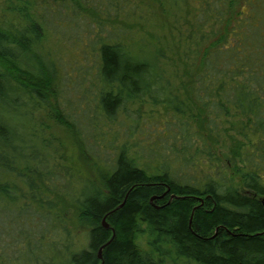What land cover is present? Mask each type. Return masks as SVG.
<instances>
[{"label":"trees","instance_id":"obj_1","mask_svg":"<svg viewBox=\"0 0 264 264\" xmlns=\"http://www.w3.org/2000/svg\"><path fill=\"white\" fill-rule=\"evenodd\" d=\"M146 1L174 18L189 2L0 0V228L9 211H53L47 194L57 192L76 208L88 244L48 251L54 261L44 264H264V0H191L186 28H177L185 44L180 87L195 104L196 130L180 119L182 143L173 158L162 154L156 166H141L124 143L112 164H99V184L87 178L77 190L56 184L55 145L41 140L33 121L39 105L49 106L58 93L57 64L44 51L49 31L81 24L95 35L99 117L113 121L147 98L185 112L161 49L106 27V20L130 27ZM56 117L82 144L76 121ZM145 234L147 248L139 239ZM1 236L0 229V242ZM38 256L29 264H39Z\"/></svg>","mask_w":264,"mask_h":264},{"label":"rangeland","instance_id":"obj_2","mask_svg":"<svg viewBox=\"0 0 264 264\" xmlns=\"http://www.w3.org/2000/svg\"><path fill=\"white\" fill-rule=\"evenodd\" d=\"M146 2V12L141 17L138 14L128 20L130 27L113 20H106V27L117 28L126 40L132 36L135 42L150 49H161L165 54L161 64L167 71L166 75L170 76V88L178 95L180 102L184 101L185 112L177 113L174 107L165 102L155 105L147 98L121 109L113 121L103 115L99 117V87L96 84L99 56L96 49L91 48L95 35L87 33L86 27L81 24L49 31L44 41V51L47 58L57 64L58 93L49 96V106L44 103L39 105L33 121L41 140H48L55 145L57 153H54V159L58 165L55 178L58 187L70 184L73 190H77L82 178L99 184L104 171L101 163L112 164L118 149L124 143L131 147L133 153L142 157H139L141 166H156L160 155L173 158L175 146L182 143L176 136L182 130L180 119L192 123V131L196 130L191 117L195 104L186 94L187 88L180 87L186 74L182 59L185 44L177 28H186L184 18L187 20L190 16L188 11L193 3L189 0L183 4V9L176 12L175 18L179 22L174 25L175 18L172 14L166 16L158 4ZM170 7L167 3L166 8ZM62 113L78 124L82 144L75 132L56 117ZM92 115L95 119L91 118ZM83 144L91 158L84 156ZM40 146L44 148L43 144ZM176 148L183 155V149ZM47 195L56 203L53 211H21L20 214L9 211V215L2 218L0 229L4 240L0 242V264L33 263L36 254L41 255L38 256L40 261L37 260V263L44 264L46 260L54 261L52 255L46 257L48 251L54 254L60 247L64 250L65 245H70L74 250L87 246L89 231L79 223L78 212L70 200L57 192ZM8 225L11 226L10 229ZM147 238L146 234L139 238L144 248H147ZM29 242L33 248L30 253L26 251ZM54 243L58 246H54L51 251L50 247ZM35 246L41 252L34 251Z\"/></svg>","mask_w":264,"mask_h":264},{"label":"water","instance_id":"obj_3","mask_svg":"<svg viewBox=\"0 0 264 264\" xmlns=\"http://www.w3.org/2000/svg\"><path fill=\"white\" fill-rule=\"evenodd\" d=\"M124 203H122L120 206H122ZM103 225L105 226V227H107V228H109L110 226H109V223H107V221H106V217H104L103 218ZM115 236V233L113 234V237ZM112 237V238H113ZM112 238L110 239V241L112 240ZM110 241H108L106 244H108ZM105 244V245H106ZM105 245H103L101 248H100V250H99V257L100 258H102V251H103V247L105 246Z\"/></svg>","mask_w":264,"mask_h":264}]
</instances>
